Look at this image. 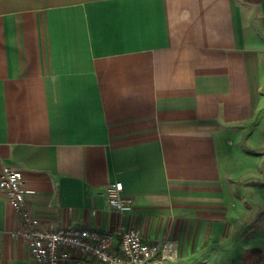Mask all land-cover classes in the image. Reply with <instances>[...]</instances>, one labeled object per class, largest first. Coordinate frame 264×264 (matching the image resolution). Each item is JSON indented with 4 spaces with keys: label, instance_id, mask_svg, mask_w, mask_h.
<instances>
[{
    "label": "crops",
    "instance_id": "crops-1",
    "mask_svg": "<svg viewBox=\"0 0 264 264\" xmlns=\"http://www.w3.org/2000/svg\"><path fill=\"white\" fill-rule=\"evenodd\" d=\"M262 125L264 0H0V168L43 228L112 233L121 182L125 225L178 264H264ZM7 199L0 264H35Z\"/></svg>",
    "mask_w": 264,
    "mask_h": 264
},
{
    "label": "built area",
    "instance_id": "built-area-1",
    "mask_svg": "<svg viewBox=\"0 0 264 264\" xmlns=\"http://www.w3.org/2000/svg\"><path fill=\"white\" fill-rule=\"evenodd\" d=\"M0 190L22 225L13 236L19 235L26 243L35 264H178L181 259L178 241L168 239L152 244L136 228L125 225L124 208L131 201L121 196V182H111L105 190L108 206L119 216L112 233L90 228L41 227L27 208L28 191L22 173L7 165L0 168Z\"/></svg>",
    "mask_w": 264,
    "mask_h": 264
},
{
    "label": "rangeland",
    "instance_id": "rangeland-1",
    "mask_svg": "<svg viewBox=\"0 0 264 264\" xmlns=\"http://www.w3.org/2000/svg\"><path fill=\"white\" fill-rule=\"evenodd\" d=\"M246 137H250L251 138V156L252 157L250 159V163L253 167H256L257 169L259 168L264 169V159L261 160V158H264V125H262L261 128L257 127V128H251L248 129L246 135ZM260 148V149H259ZM262 148V149H261ZM256 171V169H255ZM256 173L252 172V175H255ZM258 175V174H257ZM257 177V176H256ZM262 178L260 179L259 177L257 178V181L255 183H253V187H257L258 189H262V186H264V180H262ZM229 254H232L231 250H228ZM200 255H198L197 257H194L191 259V262H196L197 258H199ZM253 260V259H251ZM249 262H250V258H249Z\"/></svg>",
    "mask_w": 264,
    "mask_h": 264
},
{
    "label": "water",
    "instance_id": "water-1",
    "mask_svg": "<svg viewBox=\"0 0 264 264\" xmlns=\"http://www.w3.org/2000/svg\"><path fill=\"white\" fill-rule=\"evenodd\" d=\"M259 259L256 260V262H258Z\"/></svg>",
    "mask_w": 264,
    "mask_h": 264
}]
</instances>
